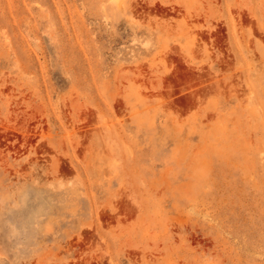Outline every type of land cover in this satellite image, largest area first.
Returning <instances> with one entry per match:
<instances>
[{
	"label": "rangeland",
	"instance_id": "374dc122",
	"mask_svg": "<svg viewBox=\"0 0 264 264\" xmlns=\"http://www.w3.org/2000/svg\"><path fill=\"white\" fill-rule=\"evenodd\" d=\"M0 264H264V0H0Z\"/></svg>",
	"mask_w": 264,
	"mask_h": 264
}]
</instances>
